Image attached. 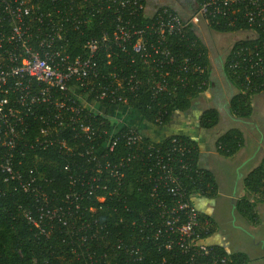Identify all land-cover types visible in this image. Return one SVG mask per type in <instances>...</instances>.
Returning <instances> with one entry per match:
<instances>
[{
    "label": "built area",
    "instance_id": "2783aa9c",
    "mask_svg": "<svg viewBox=\"0 0 264 264\" xmlns=\"http://www.w3.org/2000/svg\"><path fill=\"white\" fill-rule=\"evenodd\" d=\"M112 2L115 21L111 35L104 33L100 40H87L83 53L72 55L68 39L64 37L66 28L61 22H81H75L72 7L40 11L39 6L30 4L29 0H0V177L4 182H15V189L36 195L42 203L38 217L26 215L38 233L48 234L44 218L57 219L67 226V217L59 207L49 205L45 187L38 182L47 181V172L36 166L20 168L18 164L27 153L31 152L34 157L36 150L43 149L53 152L57 148L60 154L70 157V163L62 168L71 184L64 201L69 203L66 214L75 221L79 216V226L66 229L70 238L81 243L105 240L109 234L106 223H99L92 213L91 218L81 219L85 212L95 210L94 206H83L82 200L104 201L105 195L95 192L108 189L106 178L114 180L111 193L121 199L124 196L123 168L139 156V152L134 151L112 161L107 158L117 144L133 148L139 143L138 131L126 122L129 106L122 89L133 92L140 79L134 71L124 78L115 72L101 73L97 69L101 43H111L123 52L129 46L134 56L148 65L147 82L151 97L155 98L164 91H173L177 84L184 85L187 75L201 69L196 60L200 54L195 52L193 57L182 55L178 59L168 44L169 36L179 35L190 40L184 32L190 24H219L222 18L227 26L234 25V12L240 7L243 16L264 32V0H203L186 18L163 6L140 28H135L130 19L123 20L122 14L132 15L143 10L142 0ZM194 42L191 40V46ZM227 67L232 75L244 79V87L249 88L253 84L252 73L255 76L264 73V53L240 47L233 51ZM167 76H173L176 85L170 83ZM96 79H108V82L96 84ZM191 150L187 142L172 138L166 149L147 146V151H141V155L145 152L142 156L146 166L144 178L153 202L135 212L123 205L126 212L133 213L129 226L126 225L131 231L128 238H137L133 235L137 231L139 238H152L167 250L192 251L197 261L191 256L188 264H221L224 258L203 259L210 248L193 246L199 235L209 232L210 224L207 219L201 220L190 201L199 191L188 194L184 183L185 179L194 181L203 174L201 169L194 170ZM74 157L94 163L85 166ZM111 209L116 212L115 207ZM124 249L130 256L141 259L138 246L126 245ZM88 257L91 258L90 253Z\"/></svg>",
    "mask_w": 264,
    "mask_h": 264
},
{
    "label": "trees",
    "instance_id": "16d2710c",
    "mask_svg": "<svg viewBox=\"0 0 264 264\" xmlns=\"http://www.w3.org/2000/svg\"><path fill=\"white\" fill-rule=\"evenodd\" d=\"M202 1L194 0L196 6ZM29 3L34 6L38 5L40 11L72 7L73 16H76L75 22L77 20L81 22L76 24L72 23L71 20L61 21L64 22L66 28L64 37L68 39L72 55L79 52L83 53V45L87 40H100L104 33L110 36L114 29L115 7L112 0H29ZM142 3L145 6V0H142ZM161 7L163 6L156 10ZM171 10L183 18L189 16H184L177 10ZM242 12L241 7L235 10L234 25L227 26L224 18L219 24H208L210 29L220 33L245 32L243 37L233 42L223 64L226 76L238 90L231 96L229 105L230 111L238 118H246L251 115V96L254 93L264 91V73L258 76L252 73L251 81L253 84L249 88H245L244 79L232 75L231 70L227 67L233 51L240 47H247L253 52L258 50L259 54L264 53L262 27L251 23L243 16ZM150 16L152 15L145 14L144 9L134 12L132 15H128L126 12L122 14L123 20L130 19L135 28H140L150 22ZM54 19L57 20V18ZM189 26L184 32L190 40L180 38L179 35H172L167 39L168 44L178 59L182 55L192 56L195 52L200 54L196 60L200 63L201 69L199 72L187 75L184 85L177 84L173 91H164L155 98L151 97L149 82H147L150 71L148 65L142 63L137 55L134 56L129 46L123 52L116 49L111 43H101L100 61L97 65V69L101 73L115 72L124 78L134 71L140 79V84L133 92L129 93L127 88L122 89L128 101L130 124L136 128L140 135L139 143L133 148L124 146V144H117L115 151L107 157L112 161L118 157H125L128 152H139L138 158L128 162L123 168L122 191L124 196L118 199L115 194L111 193L114 180L106 178L104 182L108 185V189L103 191L97 189L95 192L99 196L105 195L104 201L99 202L93 198L91 200L84 199L81 202L83 206L95 207L93 212H85L81 219L91 218L89 214L92 213V217L96 218L99 223L105 222L109 231L108 238L81 243V241L69 237L67 226L74 227V229L79 226V216L77 221L68 216L66 210L69 203L64 201L65 194L71 189V184L67 173L62 168L66 163H70V157L68 160L65 155L63 156L57 151V148L53 152L51 149L36 150L33 153L34 157L31 152L27 153V156L18 166L20 168L36 166L45 173L47 172V181L39 180L38 182L45 187L49 205L54 208L59 207L60 212L67 217V226L61 225L57 219L50 221L48 218H44V222L48 224L45 225L46 229L49 232L48 234L38 233L26 214L28 213L30 218H37L39 207L42 206L40 200H37L36 195L31 192L15 189V182H4L0 177V264H188L191 256L192 260L197 261L196 256L191 255L192 251L180 253L176 249L167 250L162 245L160 246L159 241L152 238H139L137 231L133 232L137 238L130 240L128 237L131 231L128 222L133 213L130 214L123 208L125 204L129 210L135 212L136 210H144L153 202L148 193L149 184L144 178L146 166L142 156L145 152L141 155L142 150L147 151V146L166 149L170 146L172 138L181 139L192 146L193 168L194 170L198 168L196 165L197 149L189 138L183 135L165 134L159 135L161 137L159 140H153L143 131L146 126L160 130L170 125L176 115L187 111L191 107L192 100L207 87L209 76L208 50L197 36L194 25L190 24ZM191 40L195 41L193 46L190 44ZM165 78L170 83L175 84L173 76ZM102 81L108 82V79L100 81L96 79L94 82L97 84L103 83ZM202 81H204L203 85L201 84ZM102 104L106 105L105 102ZM198 115L199 124L202 128H212L218 122V112L214 108L200 111ZM142 124L145 127L142 128ZM242 144L243 135L238 129L225 131L215 141L217 152L225 156L233 155ZM74 159L85 166H91L94 163L86 162L85 158H77L76 160L74 157ZM184 183L188 194L199 191L200 195H212L216 190L214 178L206 171L201 177H195L194 181L185 179ZM244 185L257 196L259 201H264V158L258 166L246 175ZM190 201L192 203V199ZM113 207L116 208V212H112L111 208ZM154 208H156L155 205ZM235 208L247 220H255L254 204L246 197L238 200ZM200 215L201 220L207 219L210 224L209 232L199 235L193 245L196 248L200 245L210 248L209 254L204 255L203 259L224 258L225 261L221 264H245L247 257L243 253H230L221 246L206 243V239L213 231L212 220L207 216ZM119 218L122 219V222L118 221ZM115 221L119 223H115ZM126 245L138 246L141 250V259L126 253L124 249ZM73 250L74 252H72ZM88 253L91 254V258L88 257Z\"/></svg>",
    "mask_w": 264,
    "mask_h": 264
},
{
    "label": "crops",
    "instance_id": "0c3cea01",
    "mask_svg": "<svg viewBox=\"0 0 264 264\" xmlns=\"http://www.w3.org/2000/svg\"><path fill=\"white\" fill-rule=\"evenodd\" d=\"M160 6L177 10L184 16L190 15L196 8L194 0H189L185 6L177 0H145V14L152 15ZM194 28L208 50L207 87L192 100L187 111L177 114L170 125L158 130L159 134L149 132L150 127L147 126L143 131L153 140H159L161 135L177 134L195 144L197 167L212 175L216 184L214 194L198 193L192 196V203L199 213L212 220L213 231L206 243L221 246L230 253H243L247 257L245 264H264V201H259L244 185L246 175L264 158V91L251 96L250 116L236 117L229 105L231 96L238 90L226 76L223 67L235 40L232 35L235 32L220 33L199 24ZM204 29L209 33L205 34ZM204 35L210 36V39L206 40ZM208 108L217 110L218 122L212 128L205 129L199 124L198 114ZM229 129L242 132L243 144L233 155L225 156L217 152L215 141ZM243 197L254 204V221L244 218L235 208L236 202ZM219 210L228 213L227 216H222ZM227 223L232 226L228 227Z\"/></svg>",
    "mask_w": 264,
    "mask_h": 264
},
{
    "label": "rangeland",
    "instance_id": "374dc122",
    "mask_svg": "<svg viewBox=\"0 0 264 264\" xmlns=\"http://www.w3.org/2000/svg\"><path fill=\"white\" fill-rule=\"evenodd\" d=\"M177 1L181 2L184 6L187 5V4H189V0H177ZM198 24H199V25H203V27L206 28V26H205L202 22H200V23H198ZM207 30H210V28H209L208 26H207ZM207 30L204 29V33H205V34H208V33H209ZM210 32H211V31H210ZM232 35L235 36V40H234V41H237L239 38H241V37H243V36L245 35V32H243V31H239V32H235V33H233ZM204 36H205V39H206V40H207V38L210 39V36H207V35H204ZM209 39H208V40H209ZM234 41H233V42H234ZM216 53H217V52H216ZM113 116H114V115H113ZM176 118H177V115H176ZM176 118H175V119H176ZM108 120H110L111 122H114V119H113L112 117H108ZM126 122H127V123H130V122H131V121H130V118H129L128 116H126ZM142 126H144V125L142 124ZM144 127H145V126H144ZM152 128H153V129H152ZM152 128H149L148 131H149V132H155V133H157L158 130L155 129L154 127H152ZM146 129H147V128H146ZM226 184H227L226 181H224V185H226ZM219 213L222 214V216H224V217L227 216V214H228V213H226L225 211H222V210H219ZM238 221L241 222L240 219H238ZM227 226L230 227V226H232V225H230V224L227 223Z\"/></svg>",
    "mask_w": 264,
    "mask_h": 264
}]
</instances>
